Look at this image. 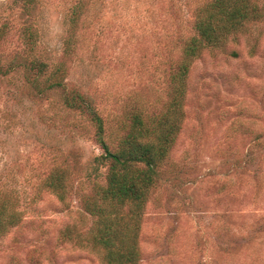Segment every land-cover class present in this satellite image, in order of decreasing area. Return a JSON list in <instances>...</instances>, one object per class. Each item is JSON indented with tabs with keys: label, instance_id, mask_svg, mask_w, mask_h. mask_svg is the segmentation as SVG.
<instances>
[{
	"label": "rangeland",
	"instance_id": "obj_1",
	"mask_svg": "<svg viewBox=\"0 0 264 264\" xmlns=\"http://www.w3.org/2000/svg\"><path fill=\"white\" fill-rule=\"evenodd\" d=\"M211 1L0 0V193L19 214L0 236V264H103L66 234L94 223L83 200L105 184L97 136L114 151L133 113L167 114L184 42ZM249 1L260 16L191 64L143 209L139 264H264V0ZM33 58L47 65L42 84L63 86L27 83ZM53 170L63 201L44 187Z\"/></svg>",
	"mask_w": 264,
	"mask_h": 264
},
{
	"label": "trees",
	"instance_id": "obj_2",
	"mask_svg": "<svg viewBox=\"0 0 264 264\" xmlns=\"http://www.w3.org/2000/svg\"><path fill=\"white\" fill-rule=\"evenodd\" d=\"M197 15V37L184 42L180 61L172 75L175 85L167 114L152 120L149 117L143 118L140 111L133 113L130 127L119 139L114 151L100 135L97 136L103 150L98 158L106 165L105 184L96 185L94 195L83 200V208L94 217V223L85 237L75 231H68L66 234L75 236L76 243L82 244L85 240V243L98 250L103 264H139V233L143 209L178 132L179 123L175 121L176 118L181 119V97L185 93L186 78L192 62L205 48L223 47L230 35L243 30L253 17L260 16L249 0H212L199 8ZM4 32L3 26L0 27V38ZM27 35L29 44L33 47L32 32L28 30ZM46 67L45 63L35 58L26 66L29 73L27 83L38 93L63 86L60 80L52 78L42 84L40 77L45 73ZM60 73L56 69L51 77H58ZM65 100L67 106H74L71 97ZM172 116L176 117L173 121L170 118ZM95 119L102 132L101 119ZM44 187L63 201L66 192L63 172L53 170L44 181ZM14 205L8 194L0 193V236L7 226H14L19 222V214L13 211ZM125 207L127 210L123 212Z\"/></svg>",
	"mask_w": 264,
	"mask_h": 264
}]
</instances>
